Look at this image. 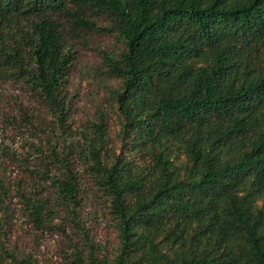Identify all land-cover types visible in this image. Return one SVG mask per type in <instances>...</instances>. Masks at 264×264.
Masks as SVG:
<instances>
[{
	"label": "trees",
	"instance_id": "obj_1",
	"mask_svg": "<svg viewBox=\"0 0 264 264\" xmlns=\"http://www.w3.org/2000/svg\"><path fill=\"white\" fill-rule=\"evenodd\" d=\"M98 14L124 42L106 55L120 79L112 94L121 148L107 150L103 116L75 147L109 202L119 243L111 260L91 243L77 247L74 263L264 264V0H0V78L37 90L63 125L68 35L105 29ZM37 148L43 179L76 218L72 144ZM19 195L45 224L47 200Z\"/></svg>",
	"mask_w": 264,
	"mask_h": 264
},
{
	"label": "rangeland",
	"instance_id": "obj_2",
	"mask_svg": "<svg viewBox=\"0 0 264 264\" xmlns=\"http://www.w3.org/2000/svg\"><path fill=\"white\" fill-rule=\"evenodd\" d=\"M105 29H76L68 35L73 64L65 80L66 115L63 125L46 105L41 94L24 81L0 78V264H19L11 255H31L39 264H75L74 249L91 243L97 255L112 259L119 243L115 219L91 172L85 170L75 145L82 146L94 133V122L103 116L106 148L116 153L121 148L122 116L112 89L120 79L109 72L106 55L115 56L124 48L113 22L105 15H94ZM65 28H70L69 21ZM72 144L74 162L80 172L81 197L77 217L58 196L49 179L41 175V156L37 147H60L63 140ZM123 152H126L125 150ZM178 159H185L178 152ZM140 160L139 154L135 155ZM7 194L2 198L1 190ZM20 191L39 193L51 211L45 224L29 215ZM264 206V195L257 199Z\"/></svg>",
	"mask_w": 264,
	"mask_h": 264
}]
</instances>
